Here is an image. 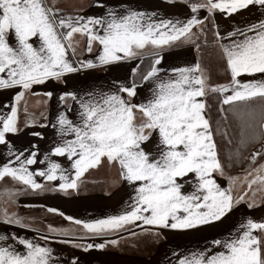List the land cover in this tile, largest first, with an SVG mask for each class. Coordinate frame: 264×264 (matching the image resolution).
I'll use <instances>...</instances> for the list:
<instances>
[{"label":"snow or ice","instance_id":"6c2138e0","mask_svg":"<svg viewBox=\"0 0 264 264\" xmlns=\"http://www.w3.org/2000/svg\"><path fill=\"white\" fill-rule=\"evenodd\" d=\"M174 2V0H173ZM105 13L97 17L61 16L53 11L45 0H0V89L20 88L14 103L4 105L7 113L0 112V145L8 149L10 159L0 165V182L7 179L24 186L13 193L5 189L11 198L21 191H46V185L36 180L43 177L48 182L62 181L55 191L67 193L79 187L81 177L97 167L102 158L120 166L122 179L134 186L129 210L95 221H82L65 217L78 226L79 231L56 229L48 226L49 233L66 237L60 243L88 252L103 250L116 245L118 240L87 243L89 238L106 237L112 233L140 228L144 232L158 229L192 230L221 221L233 208L245 201L244 195L234 196L232 184L222 188L214 173L224 174L217 151L212 124L207 117L206 97L209 93H224L223 105L259 101L264 104V79L241 82L242 76L264 77V19L236 29L227 34V43H220L226 61L230 81L226 85L212 87L199 63L195 66L174 68L165 73L160 67L162 52L182 42H194L197 33H203L204 19L195 15L201 9L209 16L217 11L229 16L250 6L264 8V0H206L190 5L192 17L186 21L158 19L156 13L132 8L115 10L104 4ZM196 29L197 31H193ZM74 34L88 37L87 51L93 43L100 46L96 61L73 64L69 50L74 53ZM216 37L219 41L220 33ZM10 38L11 41L10 42ZM33 38L39 41L34 46ZM153 57L149 68L142 71L133 68L136 80L117 84L115 91H93L85 96L66 92L59 99L68 107V101L78 105L79 121L58 115L54 128L58 127L62 143L55 146L52 154L67 157L73 173L68 174L59 163L50 162L46 169L35 172L38 149L17 152L9 147L8 134H18L19 102L35 85L48 80L62 81L65 76L98 66L140 58L146 50ZM148 85L149 98L143 103H133L138 88ZM230 93V94H229ZM49 98L51 92L45 94ZM140 117L138 120L137 117ZM47 126V125H42ZM264 135V118L256 125ZM156 134V151L146 150V145ZM222 135L227 133L222 130ZM34 135H40L34 133ZM69 136L71 139H63ZM246 128L241 143L250 142ZM231 142V141H229ZM264 152L257 151L251 157L255 165ZM195 177L191 192H185L183 181ZM245 181L249 190H264V164L248 171ZM254 200L248 207H255ZM48 212L64 216L58 209ZM0 222L29 227V223L17 213L0 209ZM136 235L135 232L131 233ZM158 234V233H157ZM71 237V238H67ZM11 239L22 245L24 252L17 251ZM45 245L8 234H0V264H58L53 249L47 246L52 237L44 235ZM212 248L177 256V264H264V221L247 219L225 239H215ZM211 253V254H209ZM73 257L70 264H78Z\"/></svg>","mask_w":264,"mask_h":264},{"label":"crops","instance_id":"0c3cea01","mask_svg":"<svg viewBox=\"0 0 264 264\" xmlns=\"http://www.w3.org/2000/svg\"><path fill=\"white\" fill-rule=\"evenodd\" d=\"M203 2H206V0H194L192 2L190 0H174V2L173 0H80L78 4L69 6L78 12L79 16L85 18L103 15L106 9L99 5L104 4L115 10L132 8L146 11L149 14L156 13L158 19L186 21L193 15L190 5ZM45 3L53 11H61L65 6L60 0H45ZM195 15L198 19L208 17L202 25L203 33L205 32L207 20L211 18L214 21L216 32L218 30L220 33V39L217 40L215 46L219 47L220 43L228 42L225 38L229 32L236 29L243 30L245 26L264 19V8L250 6L249 9L241 10L231 16L219 11L209 16L206 10L201 9ZM193 31L197 30L193 29ZM75 41H78V36L74 34L73 46H75ZM10 42H12L11 38ZM32 42L34 46L39 45L36 38H33ZM94 46V51L98 54H95L96 57H90L87 61L95 62L99 55L100 46L95 42L92 47ZM151 51V49L146 50L144 55L135 60L86 69L69 74L62 81L50 79L45 84L33 86L19 102L18 126L21 131L18 134H8L9 147L14 146V151L25 152V155H28V152L34 150L33 145L37 146L39 154L36 158L38 162L30 166V170L33 172L46 169L50 162H56L66 169L68 174L73 173L74 170L67 157L52 154L53 148L62 143L58 127L54 128L52 125L56 124L57 117L61 113H66L69 119L78 122V105L75 101L69 100L67 102L68 107H65L59 97L66 92H74L78 96H85L93 91H115L117 84H128L132 80L140 83L132 75V70L138 66L140 68L143 60L151 56L149 54ZM78 52L75 50L73 53L71 49L69 50L68 58L73 64L80 63V58H87L85 55L78 56L85 53L83 47H81V52L84 53ZM200 52L201 50L197 46V38H194V42L178 43L163 50V61L160 67L164 69L165 73H169L174 68L195 66L199 63ZM228 76L227 82L222 85L229 83V72ZM240 79L241 82H246L253 79H264V77L256 74L255 76H242ZM19 91H21L20 88L0 89V112L7 113L9 111L4 105L13 104V98ZM48 92L52 93L50 98L45 95ZM224 95V93H221L222 99ZM147 98H149L148 85H143L138 88V95L133 99V103H143ZM207 117L211 123L208 113ZM137 119L139 120L140 117L138 116ZM34 133L40 135H34ZM71 138L69 136L63 137V139ZM156 142V134H153L152 140L145 146L146 150L155 153ZM9 159L8 149L4 145H0V165L7 163ZM221 162L223 164L222 159ZM213 175L222 188H228L230 182L234 180L235 182L232 184L234 196L238 197L247 193L245 201L235 206L233 211L228 213L221 221L192 230L153 227L150 231L144 232L140 228H132L129 231L112 233L106 237L89 238L85 242L102 243L105 240L116 239L118 243L109 245L103 250L92 249L88 252L60 243L59 241L66 237L57 233H49L48 226L51 225L56 229L71 228L73 231H79L78 226L65 219V217L71 216L82 221H95L112 215H119L129 210L135 190L133 185L122 179L118 164L109 162L107 158H102L97 167L89 169L81 177L79 187L76 190H69L67 193L53 190L62 181L48 182L43 177L36 176V180L45 184L48 190L21 191L13 199L5 189H10L13 193H16L18 189H23L24 186L6 178L5 181L0 182V202L9 210V213H17L30 226L23 227L0 222V234L31 239L41 245L46 243L42 239L44 235L51 236L52 239L47 242V246L53 249V256L58 264H70L73 257L79 258L78 264H177V256L174 253L184 256L209 248L212 252H219L222 249L212 248V242L215 239L227 238L247 219L257 222L264 221V190L258 191L259 196L253 199L248 195L251 190L248 189L245 183L244 174H242L243 178H235L224 167L223 175L219 173ZM183 183L185 185L183 190L191 192L195 177L190 175ZM253 200L256 206L249 208L248 203ZM48 208L58 209L59 212L64 213V216L50 213L47 211ZM132 232H135L136 235H132ZM7 243L13 244L17 251H25L24 247L18 243V239L16 241L9 239Z\"/></svg>","mask_w":264,"mask_h":264},{"label":"trees","instance_id":"16d2710c","mask_svg":"<svg viewBox=\"0 0 264 264\" xmlns=\"http://www.w3.org/2000/svg\"><path fill=\"white\" fill-rule=\"evenodd\" d=\"M203 35L207 36L204 46H207L210 51L218 40L215 23L211 18L206 22ZM152 59L153 57L151 56L145 58L140 69L146 71ZM205 99L207 104L206 111L213 127L217 150L225 165V169L243 167L245 159L251 150L264 141V135L256 127L259 121L264 118V104L257 101L233 106L223 105L221 93H209ZM245 128L248 137L251 139L248 143H241V136ZM222 130L227 135H222Z\"/></svg>","mask_w":264,"mask_h":264},{"label":"rangeland","instance_id":"374dc122","mask_svg":"<svg viewBox=\"0 0 264 264\" xmlns=\"http://www.w3.org/2000/svg\"><path fill=\"white\" fill-rule=\"evenodd\" d=\"M58 1V0H54ZM80 0H60V2L65 5L63 9L60 11L61 16H79L78 12L74 11L69 5H75L78 4ZM69 6V7H68ZM204 33H199L197 35V46L200 48L201 52L199 54V64L204 70V73L208 79V83L210 86L214 87L217 85H222L228 80V72L226 70L225 60L222 56L221 49L219 47L213 46L210 51L209 48L204 46V43L206 41V35H203ZM75 36H78V41H75L74 49L78 53H84L81 52V47H83L85 53L82 55H78L79 57L86 56L87 58L81 59V62L87 61L90 57L95 56V54H98L94 51L95 46L92 47V53H89L87 51V45H88V37L86 35L81 34H75ZM96 57V56H95ZM261 151L264 152V141L257 146H255L250 154L245 159V164L241 168H232L230 170L226 169L227 172H230L235 178H243L242 174H246L248 171H251L253 168L257 167L259 164H264V158H258L255 165L251 164V157L252 155L257 152ZM240 174V176H238ZM246 176V175H245ZM246 185L247 182L245 181ZM257 185H253V190L248 192L249 197L256 199L259 194L258 191H255L257 189ZM0 209L6 210L9 212L7 208H5L4 204L0 202Z\"/></svg>","mask_w":264,"mask_h":264}]
</instances>
